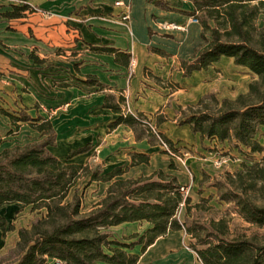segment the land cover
Returning <instances> with one entry per match:
<instances>
[{"label":"trees","instance_id":"trees-1","mask_svg":"<svg viewBox=\"0 0 264 264\" xmlns=\"http://www.w3.org/2000/svg\"><path fill=\"white\" fill-rule=\"evenodd\" d=\"M15 1L23 5L14 6L13 11L3 17L21 18L27 11L36 10L28 4L29 0ZM193 6V19L202 26L204 46L192 62L182 61L184 76L207 70L227 57L234 59L236 66L247 68L264 85V29L258 28L256 23L263 13L264 0H194ZM93 49L115 54L118 61L123 58L125 65L130 64L128 54L109 48ZM84 83L100 91L105 89L93 76ZM255 94L254 103L246 102L245 95L235 101L223 100L217 113L204 107V99H201L197 107L190 108L191 113L183 119L182 125L189 126L201 140L233 141L253 154L261 153L264 149L258 135L264 128V92L251 84L248 97ZM125 101L121 97L116 103L113 96L106 97L105 108L119 115L110 128L129 126L138 141L149 140L144 135L155 137L142 115L122 113L121 104ZM1 113L17 127L19 123L31 124L42 140L13 150L5 149L0 154V207L22 204L33 209L43 208L47 214L41 224L53 223L51 230L34 227L33 238L26 241V251L17 264H141L140 255L131 252L135 247L141 246V252L145 253L170 231L182 230L196 240L193 246L203 264H264V245L246 237L229 239L228 227L222 220L213 222L212 229L197 223L186 228L177 219V213L182 206L190 204V198L182 193V186L174 175L156 171L149 177L122 179L125 174L122 168L104 174L90 165L62 161L48 151L57 141V133L49 120L27 113ZM158 136L173 148L170 139L162 133ZM86 151L84 148L75 151L68 160ZM131 158L132 166L150 161L146 154L132 153ZM88 176L90 182L112 183L107 196L92 211L82 214L78 195L73 202L65 204L64 201L76 182ZM222 199L234 203L237 213L246 222L264 228V207L244 196L243 191H231ZM138 222L148 223L150 227L142 235L131 237L137 240L131 244L112 241L111 236L103 232ZM4 224H0L2 231H5Z\"/></svg>","mask_w":264,"mask_h":264},{"label":"crops","instance_id":"crops-1","mask_svg":"<svg viewBox=\"0 0 264 264\" xmlns=\"http://www.w3.org/2000/svg\"><path fill=\"white\" fill-rule=\"evenodd\" d=\"M118 1L131 7L130 21H120L123 7L115 5ZM162 2L29 0L28 4L37 11H27L21 18L9 19L2 15L12 12L14 6H22L23 3L0 0V116L10 122L11 119L1 113L8 112L2 107L7 106L9 100L15 107L21 109L29 107L32 112L38 110L39 115L36 118L43 117L49 120L46 118L49 114L51 120L53 117H56L55 119L64 117L65 122H69L68 120H71L79 110L81 115L79 121L83 118L88 125L92 124L90 123L92 121L103 119L112 124L119 115L105 108L106 97L110 95L115 98L116 103L124 97L134 115L140 114L149 118L156 116V119L152 120L156 124L158 115L170 116L168 104H177L182 110L188 106V101L180 96L184 86L192 85L190 90L200 92V96L194 99L193 104L198 103L204 94L201 93L203 89L200 85L212 86L224 64H232L235 70L256 77L247 68L236 66L234 59L227 57H223L207 70L196 71L185 77L182 61L192 62L197 51L204 46L201 38L202 26L191 21L194 17L193 1L190 8L176 9L178 11H172L167 1ZM163 21L185 25L186 29L184 31L158 29L157 23ZM58 48L63 50L57 55ZM93 48L115 49L128 54L131 56L130 64L125 65L123 62L126 59L123 58L118 61L115 54L96 51ZM175 64L176 69L173 72ZM146 68L153 71L152 78L145 72ZM90 76L96 77L105 85V89L100 91L96 86L86 85L84 81ZM154 78L163 81L171 79L180 85L170 91L156 85L152 80ZM195 81L197 86L194 84ZM24 86L27 87L26 91L23 89ZM125 105L126 102L122 103L121 108L122 113L126 115ZM164 119L166 121L159 120L157 123L158 131L166 136L169 134L171 117ZM171 120L175 123L177 121ZM52 126L58 140L60 133L53 123ZM187 127L191 130L189 126ZM124 129L130 131V135L135 133L126 125H119L114 129L109 126V132ZM91 130L90 128L84 131L85 138L95 136ZM194 135L201 140L198 134ZM206 140L212 145L226 143H221L217 139L203 141ZM145 141L147 139L138 142ZM56 146L57 141L55 146L48 148V151ZM86 152L68 160L71 153L64 161L73 163L71 161L75 157ZM139 154L149 156L150 153ZM149 162L151 164V161ZM144 165L147 166L141 164L132 166L131 169ZM155 244L157 241L148 249Z\"/></svg>","mask_w":264,"mask_h":264},{"label":"rangeland","instance_id":"rangeland-1","mask_svg":"<svg viewBox=\"0 0 264 264\" xmlns=\"http://www.w3.org/2000/svg\"><path fill=\"white\" fill-rule=\"evenodd\" d=\"M161 1H167L172 7V11H178L176 9L190 8L191 2L194 0ZM165 22L172 23L169 21L158 22V29L164 30L160 24ZM256 23L258 28L264 29V10ZM62 50L63 48L56 49L57 55ZM175 67L176 64L172 68L173 72H175ZM145 72L150 78L153 77L151 74L153 71L146 68ZM218 73L219 75L215 77L217 81L212 86L200 85L203 89L201 93H204L201 98L204 99L203 106L208 107L212 113L218 112L223 100L235 101L241 95L246 96L248 103L256 102V94L248 97L251 84L255 85L260 92H264V85L260 83L258 77H253L247 72H239L232 64H224ZM152 80L156 85L168 88L170 91L180 85L171 79L163 81L154 78ZM196 83L197 81L194 82L195 86H197ZM186 87L184 86L180 93V96L189 103L184 110L177 104L170 103L167 107L170 110L168 111L170 116L158 115L156 124L152 122L156 116L143 117L155 136L149 138L144 135V138L149 140L143 143L137 141L135 133L130 135V131L125 129L109 132L111 122L105 119L97 122L92 121L90 125L83 118H81L82 121H79L81 117L79 110L75 112V116L71 120H68L69 122H65L66 118L64 117H59V119L53 117L52 121L48 114L46 118L60 133L57 146L51 149L49 154L64 161V158L72 151L80 148L87 149L85 154L75 157L71 162L90 165L92 169L101 170L104 174L110 173L116 168H122L125 174L129 172L122 179L149 177L156 171L174 175L178 178L181 186L190 187L188 196H186L190 198V204L182 206L177 213V219L186 228L197 223L212 229L213 222L222 220L228 227L227 237L229 239L246 237L264 245V228L246 222L237 213L234 203L222 199L223 195L231 191H243L244 196L256 205L264 207V150L261 153L253 154L245 148L238 147L233 141L222 145H212L207 140L203 141L195 136L187 126L182 125V121L191 113L189 106H194L192 108L198 106L199 102L193 103L194 99L200 96V92L190 90L192 85ZM23 89L26 91L27 87ZM125 102L124 111L127 114L130 108L127 101ZM2 108L14 115L27 113L34 118L39 115L38 110L32 112L29 107L23 109L15 107L9 100L7 106ZM164 117L177 120L175 123L169 119L171 123L167 135L170 138L166 135L172 141L173 148L167 144L166 148L158 136L160 132L157 122L159 120L166 121ZM90 128L95 136L87 139L84 137V131ZM40 138H42L40 133L31 124L20 123L17 127L11 120L9 122L8 119L0 116V154L5 149L13 150L16 147L40 142ZM258 141L264 149V128L258 135ZM139 152H149L151 164L149 162L147 166L131 169L133 163L131 153ZM222 158L226 160V163L221 167H216L215 161ZM111 183L90 182L89 176L82 177L71 189L64 203L73 202L75 195H78L82 202V214L89 213L107 196V190ZM46 214L47 211L43 208L33 209L32 206L22 204L0 207V224L5 223V231L0 230V264L18 263L26 251V241L33 238L35 226L47 230L53 228V223L41 224L40 221L46 217ZM149 227L150 225L145 222L126 223L108 228L103 232L109 234L112 241L117 240L121 243L131 244L137 241L131 240V237L137 234L142 235ZM202 234L204 235V232ZM195 243L196 240L185 230L170 231L165 237L159 238L157 244L147 249L145 253L141 252V246L135 247L131 252L140 255L141 264H203L195 252L193 246Z\"/></svg>","mask_w":264,"mask_h":264},{"label":"built area","instance_id":"built-area-1","mask_svg":"<svg viewBox=\"0 0 264 264\" xmlns=\"http://www.w3.org/2000/svg\"><path fill=\"white\" fill-rule=\"evenodd\" d=\"M115 5L118 7H123V13L120 16V21L121 22L130 21V19H131V7L129 5L121 2V1L116 2ZM191 21L198 23V21L196 19H193V18L191 19ZM160 27L162 29H164L165 31H184L186 29L185 25H180V24L173 23V22L172 23H168V22L162 23V24H160ZM131 65L133 66L134 62H132ZM127 114H132L130 109H128ZM162 144L167 148V145L164 142H162ZM225 163H226V160H224L222 158V159L216 160L214 165L216 167H221ZM189 189H190V187H186V186L181 187V191L185 196H188Z\"/></svg>","mask_w":264,"mask_h":264}]
</instances>
